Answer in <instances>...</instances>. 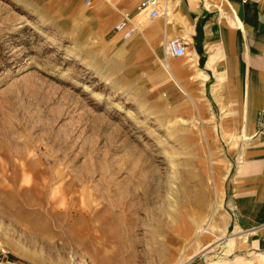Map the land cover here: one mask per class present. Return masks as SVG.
Returning <instances> with one entry per match:
<instances>
[{
    "label": "rangeland",
    "instance_id": "1",
    "mask_svg": "<svg viewBox=\"0 0 264 264\" xmlns=\"http://www.w3.org/2000/svg\"><path fill=\"white\" fill-rule=\"evenodd\" d=\"M46 1L0 0V251L26 264H264V221L244 223L232 202L250 193L232 182L249 140L226 131L215 84L220 121L189 90L169 94L164 15L135 17L142 57L111 30L132 8ZM90 8L117 15L102 26ZM216 156L220 175L232 163L225 178Z\"/></svg>",
    "mask_w": 264,
    "mask_h": 264
},
{
    "label": "crops",
    "instance_id": "2",
    "mask_svg": "<svg viewBox=\"0 0 264 264\" xmlns=\"http://www.w3.org/2000/svg\"><path fill=\"white\" fill-rule=\"evenodd\" d=\"M27 1L35 4L34 7L37 8L48 7L46 0ZM85 1L86 6L91 4V0L89 3ZM140 1L142 0H114V3L116 9L132 8L126 12L133 13ZM66 8L70 14L73 12L76 18L81 11L69 5ZM159 10L160 15L150 21L155 22L161 14L164 15L161 23L164 39L179 36L186 42L187 57L171 56L169 62L164 64L171 75L169 86H175L169 94H180L177 88L179 85L182 89L189 90L191 96L187 95L188 97L205 100L206 102H198L199 107L196 110L204 120L214 121L218 117L220 121L218 105L223 113L222 121L230 128L226 131H231L233 137L249 140L246 144L249 146L246 159L238 165L232 182L236 188L248 186L250 193L246 196L235 193L232 202L237 204L244 223H261L264 221V130L256 134V123L260 111L264 110V0H159ZM87 15H98L103 26L104 23H111L117 14H98L90 8ZM121 16L117 18L111 30L113 34L126 39L115 29V24ZM147 29L148 25H142L127 38L123 43L127 51L146 56L138 45ZM168 56L165 54L164 60ZM195 70L200 81L191 84L189 74ZM221 73L222 77H218ZM214 84V99L217 105L212 100ZM211 116L215 119L210 120ZM254 134L256 138L251 139ZM252 142L255 143L254 149L250 146ZM235 149L230 151L228 148L229 154H234ZM219 162L218 158V178H225L232 170V163L228 160L220 175ZM245 239L235 238L234 249L245 247Z\"/></svg>",
    "mask_w": 264,
    "mask_h": 264
},
{
    "label": "built area",
    "instance_id": "3",
    "mask_svg": "<svg viewBox=\"0 0 264 264\" xmlns=\"http://www.w3.org/2000/svg\"><path fill=\"white\" fill-rule=\"evenodd\" d=\"M89 3V0L85 1ZM146 14L153 21L160 15L159 0H142L136 7V13L124 12L120 20L115 24V29L123 38H130L138 29L139 21L135 19L138 14ZM165 54L179 57L186 53V42L179 36L167 40L164 47ZM261 119L264 121V110L260 111ZM0 264H26L18 259L10 258L3 250L0 251Z\"/></svg>",
    "mask_w": 264,
    "mask_h": 264
},
{
    "label": "bare ground",
    "instance_id": "4",
    "mask_svg": "<svg viewBox=\"0 0 264 264\" xmlns=\"http://www.w3.org/2000/svg\"><path fill=\"white\" fill-rule=\"evenodd\" d=\"M185 54H186V53H185ZM185 54H184V55H185ZM167 55H168V54H167ZM184 55H182V56H180V57H183ZM225 129H226V130H227V129H230V128H229V125H228ZM234 243H235L234 238H233V239H229V240L227 241V249H226L227 252L235 248V244H234Z\"/></svg>",
    "mask_w": 264,
    "mask_h": 264
}]
</instances>
